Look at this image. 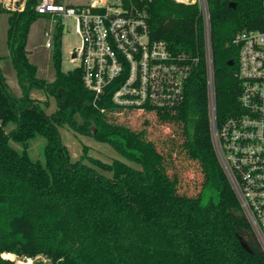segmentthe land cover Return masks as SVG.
<instances>
[{"label":"trees","instance_id":"16d2710c","mask_svg":"<svg viewBox=\"0 0 264 264\" xmlns=\"http://www.w3.org/2000/svg\"><path fill=\"white\" fill-rule=\"evenodd\" d=\"M36 1L26 0L22 11L0 4L8 22V55L0 59L10 60L20 89L13 95L0 71V254L39 255L48 264H264V250L210 140L205 31L197 3L125 0L128 11L144 19L150 38L165 42L188 69L179 101L141 114L152 120L144 119V127L136 129L125 119L133 110L111 102L119 81L94 102L79 67L61 70L59 32L51 55L54 79L37 76L26 49L30 26L40 18ZM206 4L215 111L222 121L238 109L237 49L231 40L244 28L261 26V0ZM33 89L55 100L53 113L46 114L43 101L31 97ZM148 124L172 128L167 141L151 139ZM62 126L109 144L139 168L85 153L71 160L60 140ZM36 137L45 140L43 162L27 155ZM10 140L22 145V153ZM177 152L199 170L194 193L180 191L170 173Z\"/></svg>","mask_w":264,"mask_h":264},{"label":"built area","instance_id":"2783aa9c","mask_svg":"<svg viewBox=\"0 0 264 264\" xmlns=\"http://www.w3.org/2000/svg\"><path fill=\"white\" fill-rule=\"evenodd\" d=\"M25 2L0 0L4 9L12 11H22ZM187 3H197L204 21L212 147L264 250V0H261V26L244 28L231 40L237 49L238 109L222 121L215 111L206 0ZM34 11L50 22L51 28L44 32L49 40L55 39L58 32L61 34L65 22L73 21L79 45L71 52L70 61L78 62L83 85L92 92L94 102L104 97L105 90L115 81L120 83L111 102L139 114L171 107L181 98L187 67L178 63L165 42L150 38L144 19L132 15L125 0H37ZM45 47H52L50 41ZM4 254H0V264L47 261L39 255L31 258L12 254L10 259Z\"/></svg>","mask_w":264,"mask_h":264},{"label":"rangeland","instance_id":"374dc122","mask_svg":"<svg viewBox=\"0 0 264 264\" xmlns=\"http://www.w3.org/2000/svg\"><path fill=\"white\" fill-rule=\"evenodd\" d=\"M187 3V0L180 1ZM7 15L0 13V56H7L8 50L6 45V32H7ZM50 22L43 17L37 19L29 29L26 49L29 52L28 57L30 61L37 66V76L46 81H52L54 79V68L51 59L54 38H47L44 32L50 29ZM50 41L52 47L46 48L45 43ZM79 45V38L74 31V23L69 20L64 23L61 36H60V52H61V70L67 72L78 66V62L70 61L71 52L75 47ZM1 68L9 84V88L13 95L19 96L20 89L17 84L16 75L13 71L11 62L8 58H2ZM30 95L37 98L44 103V110L46 114H51L56 109V102L53 98H49L42 90L33 89ZM125 118L130 125L136 129L144 127L143 121L148 118V115H141L135 111L128 113ZM120 116V114H118ZM149 119V118H148ZM147 119V120H148ZM149 120H152L151 118ZM146 124V123H145ZM11 128V125L7 127V130ZM147 130H152L150 138L153 140H160V142H166L167 137L170 134L172 128L160 125H147ZM61 143L67 148L71 160L79 159L83 153L89 157L100 160L104 163H110L113 160L122 161L132 167L139 168V166L133 162L126 160L118 152H116L109 144L95 141L88 136L79 135L73 132L67 126L58 128ZM18 153H22L23 147L19 143L13 141L8 142ZM44 145L45 140L42 137H36L33 139L27 148V155L32 160H44ZM85 148V152L83 149ZM176 153V152H175ZM174 153V161L170 168L171 175H175L178 179V189L186 193H194L198 189L199 181L201 179L197 166L189 161L183 153ZM106 176H110L109 172H103ZM44 264H48L45 261Z\"/></svg>","mask_w":264,"mask_h":264},{"label":"water","instance_id":"95a60500","mask_svg":"<svg viewBox=\"0 0 264 264\" xmlns=\"http://www.w3.org/2000/svg\"><path fill=\"white\" fill-rule=\"evenodd\" d=\"M229 6L232 7V8H234V7H235V3H230ZM232 64H233V61H231V60L228 61V65H232ZM0 82H1V80H0ZM238 240H239V243H240L241 247H242L245 251H247V252L250 253L251 250H250L249 246L247 245V243L244 241V239L241 238V237H239Z\"/></svg>","mask_w":264,"mask_h":264},{"label":"crops","instance_id":"0c3cea01","mask_svg":"<svg viewBox=\"0 0 264 264\" xmlns=\"http://www.w3.org/2000/svg\"><path fill=\"white\" fill-rule=\"evenodd\" d=\"M8 55V54H7ZM0 57H2V56H0ZM4 57V56H3ZM2 61H3V59H0V71H1V74L3 75V77L5 78V74L3 73V70H2V66H1V63H2ZM14 71V70H13ZM5 81H6V83H7V79L5 78ZM7 85L9 86V84L7 83ZM32 98H35V97H33V96H31ZM35 99H37V98H35Z\"/></svg>","mask_w":264,"mask_h":264},{"label":"bare ground","instance_id":"6f19581e","mask_svg":"<svg viewBox=\"0 0 264 264\" xmlns=\"http://www.w3.org/2000/svg\"><path fill=\"white\" fill-rule=\"evenodd\" d=\"M7 255V257L6 258H13V255L12 254H6ZM4 257H5V254H4Z\"/></svg>","mask_w":264,"mask_h":264}]
</instances>
